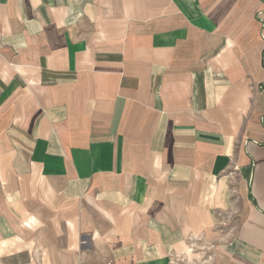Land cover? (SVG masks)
I'll return each instance as SVG.
<instances>
[{
	"label": "crops",
	"instance_id": "1",
	"mask_svg": "<svg viewBox=\"0 0 264 264\" xmlns=\"http://www.w3.org/2000/svg\"><path fill=\"white\" fill-rule=\"evenodd\" d=\"M63 240L264 264V0H0V264Z\"/></svg>",
	"mask_w": 264,
	"mask_h": 264
},
{
	"label": "rangeland",
	"instance_id": "2",
	"mask_svg": "<svg viewBox=\"0 0 264 264\" xmlns=\"http://www.w3.org/2000/svg\"><path fill=\"white\" fill-rule=\"evenodd\" d=\"M57 247H55V248H53V254L55 255V257H54V261H53V259L52 258H50L49 256H48V248L49 247H52V246H50V244L49 243H47V248H46V250H40L39 252H40V254L38 253L37 255H36V257H35V264H52V263H54V264H59L58 262H63L64 260H66L67 262V264H69V259L66 257V256H68L69 255V253L67 252L68 251V243H66V241L65 240H63L62 242L60 241L59 243H57V244H55ZM15 250H22L21 249V247L19 248V247H17ZM14 250V251H15ZM81 251H82V253H83V250H82V248H78V251H77V253H78V255H81ZM193 251H195V250H193ZM191 252L189 255H190V263L189 264H193L194 262H195V257L197 256L196 255V253H197V250L195 251V252ZM5 252V251H4ZM42 252H43V254H42ZM45 254V255H44ZM42 255H43V257H42ZM83 256H84V254H83ZM43 258V259H42ZM28 259L27 258H20L19 260H15V262H14V264H22L23 263V261H27ZM56 260L58 261V262H56ZM81 262L84 264V261H83V259L81 260ZM12 264V263H11ZM24 264V263H23ZM80 264V263H79ZM177 264H185L184 263V261H182V258H179L178 260H177ZM187 264V263H186Z\"/></svg>",
	"mask_w": 264,
	"mask_h": 264
}]
</instances>
